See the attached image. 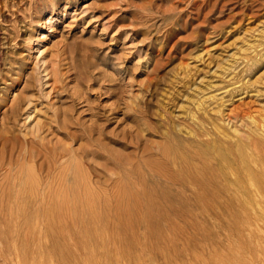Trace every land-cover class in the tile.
I'll use <instances>...</instances> for the list:
<instances>
[{
  "label": "rangeland",
  "instance_id": "obj_1",
  "mask_svg": "<svg viewBox=\"0 0 264 264\" xmlns=\"http://www.w3.org/2000/svg\"><path fill=\"white\" fill-rule=\"evenodd\" d=\"M263 129L264 0H0V264H264Z\"/></svg>",
  "mask_w": 264,
  "mask_h": 264
},
{
  "label": "bare ground",
  "instance_id": "obj_2",
  "mask_svg": "<svg viewBox=\"0 0 264 264\" xmlns=\"http://www.w3.org/2000/svg\"><path fill=\"white\" fill-rule=\"evenodd\" d=\"M211 109V108H210ZM194 124V123H193ZM264 130V129H263ZM214 140V139H213ZM219 139H217L218 141ZM200 141V140H199ZM219 141H223V140H219ZM225 141V140H224ZM224 141H223V145H224ZM174 142V141H173ZM196 142V141H194ZM215 143V142H214ZM226 143V142H225ZM239 143V142H238ZM257 143V142H256ZM177 144V143H176ZM175 144V145H176ZM221 144V143H219ZM214 145V144H213ZM232 145V144H231ZM261 145V144H260ZM216 146V144H215ZM226 146V144H225ZM235 148L236 145L234 144ZM249 146V145H248ZM253 146V145H252ZM169 147V146H167ZM185 147V146H183ZM190 147V146H189ZM195 147V146H194ZM214 147V146H213ZM166 148V147H165ZM193 148V147H192ZM199 145H198V149H199ZM216 148V147H215ZM229 148V147H227ZM232 148V147H231ZM258 148V147H257ZM201 149V148H200ZM203 149V148H202ZM220 149V146H219ZM224 149V147H223ZM193 150V149H192ZM195 150V148H194ZM213 150V149H212ZM215 150V149H214ZM213 150V151H214ZM229 150V149H228ZM253 150V149H252ZM256 150V149H254ZM253 150V151H254ZM197 151V150H196ZM195 151V152H196ZM217 151V150H216ZM220 151V150H219ZM222 151V150H221ZM231 151V150H230ZM191 151L189 149L186 148H182V147H177V148H168V149H163V151H161L160 153H158L156 156H158L159 160L162 162L161 166H158L156 164H152L147 166L146 168H143L144 170L142 172H140L138 174V180L139 183L141 184L140 186H144L145 183H148L149 181L152 183H156V182H162L165 186H169L168 190H172L174 191L176 194L184 196L185 198L187 196L189 197H194L195 199H198V203L200 202L199 197H201V195L203 196L204 193H206V187L208 186V182L206 183L207 180H205L206 178H203V171H205V169H203V167L201 166V164H203L202 159V154L201 153H195L192 151V153H190ZM251 152V151H250ZM190 153V154H189ZM212 153V152H211ZM224 153V152H223ZM231 153V152H229ZM234 153V152H233ZM247 153V152H246ZM255 153V152H254ZM217 154V153H216ZM250 154V153H249ZM256 154V153H255ZM213 155V154H212ZM210 155V156H212ZM218 155V154H217ZM220 155V154H219ZM222 155V154H221ZM237 155V152L232 154V156ZM257 155V154H256ZM225 156V154H224ZM222 156V157H224ZM245 156V155H241ZM248 154H246L245 157H247ZM251 156V155H250ZM213 157V156H212ZM262 157V156H261ZM249 158V157H248ZM251 159H255V156L250 157ZM249 158V159H250ZM263 158V157H262ZM239 159V158H238ZM215 160V158H214ZM236 160V159H235ZM218 162H220V160H216ZM205 162V161H204ZM208 162V161H207ZM234 162V161H233ZM237 162V160L235 161V163ZM256 162V161H255ZM221 165H223V169L220 168L224 174H228V176L231 177V174L234 173V169L231 168L228 170L227 173H225V169H227L229 166L226 165L225 163H228V161L226 159L223 158V160L220 162ZM241 163V162H240ZM245 163V161H244ZM252 163V161H251ZM258 163V162H257ZM206 164V162H205ZM230 164V163H228ZM254 164V163H253ZM264 164V163H263ZM208 165V164H206ZM236 165H238L236 163ZM245 165L248 166V164L245 163ZM233 166V165H232ZM250 166V165H249ZM209 171H211V173L213 175H217L218 174V184L220 185V187L222 189H224V186L227 182V175L225 176H220V170L219 167L216 169V167H214L213 165H209ZM237 167V166H236ZM244 167V166H243ZM205 168V167H204ZM235 168V167H234ZM237 170V168H235ZM244 169V168H243ZM246 170V169H245ZM251 170V169H250ZM227 171V170H226ZM249 171V168H248ZM74 172V171H73ZM215 172V174L213 173ZM238 172V171H237ZM210 173V172H209ZM222 173V172H221ZM67 174V173H66ZM65 174V175H66ZM211 174V175H212ZM220 174V175H219ZM76 175V174H75ZM206 175V174H205ZM204 175V177H205ZM252 175V174H251ZM235 176V175H234ZM75 177V176H74ZM209 177V176H208ZM229 177V178H230ZM210 178V177H209ZM57 179V178H56ZM211 179V178H210ZM209 179V180H210ZM212 180V179H211ZM217 180V179H216ZM239 182V180H237ZM237 181L235 183H237ZM64 182V181H63ZM210 182V181H209ZM212 182V181H211ZM244 182V180H243ZM233 183V181H232ZM239 183H242V181H240ZM227 185V184H226ZM211 187V184L210 186ZM215 187V186H214ZM144 188V187H143ZM142 188V192L145 191V189ZM219 189V192H222V189ZM226 188V187H225ZM62 189V188H61ZM139 189V188H138ZM211 189V188H210ZM218 189V188H217ZM156 191V190H155ZM212 191V189H211ZM256 191V190H255ZM262 191V190H261ZM88 192V191H87ZM248 192V191H247ZM89 193V192H88ZM87 193V194H88ZM226 194V192H225ZM160 195H162V197L165 196V193H161ZM85 196V195H84ZM161 197V196H160ZM164 201V200H163ZM202 205V204H201Z\"/></svg>",
  "mask_w": 264,
  "mask_h": 264
}]
</instances>
